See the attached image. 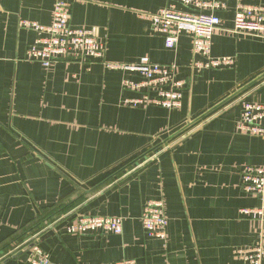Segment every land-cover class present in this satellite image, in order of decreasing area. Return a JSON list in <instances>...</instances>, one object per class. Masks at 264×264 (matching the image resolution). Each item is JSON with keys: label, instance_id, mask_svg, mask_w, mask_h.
<instances>
[{"label": "crops", "instance_id": "1", "mask_svg": "<svg viewBox=\"0 0 264 264\" xmlns=\"http://www.w3.org/2000/svg\"><path fill=\"white\" fill-rule=\"evenodd\" d=\"M56 1L0 0V241L41 208L86 192L87 200L38 233L50 264H249L264 222L242 211L262 204L243 190L242 174L264 167V135L239 122L244 102L264 104V36L233 29L239 3L264 0H226L215 11L222 23L209 56L234 63L203 69L195 63L209 57L195 53L192 35L169 48L141 16L173 0H66L71 25L92 30L104 57L49 67L30 60L37 33L21 21L51 24ZM144 59L177 65V78L187 81L181 107L132 105L156 91L126 87L125 79L141 77L105 64ZM151 199L164 202L163 238L142 223ZM82 214L119 216L123 232H67ZM26 251L0 264H30Z\"/></svg>", "mask_w": 264, "mask_h": 264}, {"label": "built area", "instance_id": "2", "mask_svg": "<svg viewBox=\"0 0 264 264\" xmlns=\"http://www.w3.org/2000/svg\"><path fill=\"white\" fill-rule=\"evenodd\" d=\"M177 2L194 9H180ZM70 3L57 0L53 21L45 25L37 21L22 20L21 25L33 29L37 38L27 50V58L40 61L49 67L60 59L85 61L101 59L105 55V44L90 29L71 25ZM226 7V0H173L157 13L141 14L152 23L153 31L165 37L169 48L177 46L183 34L193 36L195 53L208 56L206 62H196L199 69L230 66L232 57H211L213 35L222 23L216 10ZM209 9V11H204ZM234 32L264 36V6L239 3L234 16ZM108 68L130 71L140 80L125 79L123 84L133 90L151 89L155 96L144 94L129 99L134 106L156 104L169 109L181 107L187 81L177 78V65L150 62L147 59L135 63L106 62ZM239 128L253 134L264 135V104L244 102ZM242 188L245 192L260 196L262 204L255 208H243L264 222V167L247 166L242 174ZM142 223L149 236L163 238L167 233L168 218L162 199L148 200L142 212ZM101 230L121 234L123 220L119 216L82 214L68 226V231L82 234ZM249 264H262L264 260V232L260 234L256 247L247 255ZM30 264H50L49 253L39 244H34L28 257ZM105 264H137L134 259H123Z\"/></svg>", "mask_w": 264, "mask_h": 264}, {"label": "trees", "instance_id": "3", "mask_svg": "<svg viewBox=\"0 0 264 264\" xmlns=\"http://www.w3.org/2000/svg\"><path fill=\"white\" fill-rule=\"evenodd\" d=\"M121 172L122 171H119L115 176L120 175ZM115 176L105 180L96 189L108 183H111L115 179ZM89 195H90L89 193L83 192L80 196L74 199L71 198L68 199V201L62 200L59 203H56L47 209L41 208L40 213L30 223L17 229V231L11 237L6 238L3 241H0V263H2L4 260L10 257H13L16 253L24 250L26 247L30 245H32L33 247L34 244H39L37 235L40 231L49 227L52 222L56 221L59 218H62L65 214L74 210L76 206H78L84 200H87ZM72 222L73 221H71L70 224H72ZM68 226H67V232H69ZM32 247L25 252L28 253V257Z\"/></svg>", "mask_w": 264, "mask_h": 264}, {"label": "water", "instance_id": "4", "mask_svg": "<svg viewBox=\"0 0 264 264\" xmlns=\"http://www.w3.org/2000/svg\"><path fill=\"white\" fill-rule=\"evenodd\" d=\"M31 247H32V245L26 247L24 250H28V249L31 248ZM24 250H22V251H20V252H18V253L20 254V253H22ZM18 253H17V254H18ZM17 254H16V255H17ZM16 255H15V256H16Z\"/></svg>", "mask_w": 264, "mask_h": 264}]
</instances>
